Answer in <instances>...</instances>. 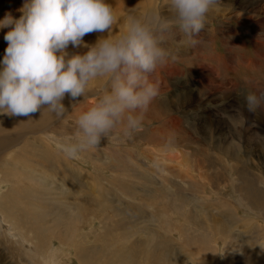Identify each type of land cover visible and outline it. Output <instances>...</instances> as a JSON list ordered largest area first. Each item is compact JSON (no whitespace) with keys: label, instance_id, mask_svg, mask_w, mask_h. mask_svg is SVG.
Returning a JSON list of instances; mask_svg holds the SVG:
<instances>
[{"label":"bare ground","instance_id":"6f19581e","mask_svg":"<svg viewBox=\"0 0 264 264\" xmlns=\"http://www.w3.org/2000/svg\"><path fill=\"white\" fill-rule=\"evenodd\" d=\"M228 1L231 6L230 1L234 0ZM158 2L159 0H152L153 5ZM218 2L220 3L219 0ZM117 3L140 9L147 5L143 0L130 3L118 0ZM114 14L118 16L116 11ZM235 14L234 18L237 16ZM155 15V10H149L148 19H153ZM243 15L244 12H239L237 17ZM115 24L118 25L117 19ZM115 24L111 32L115 30L119 36ZM109 31L99 32L100 37L112 35ZM1 39L4 38L0 37ZM5 43L7 45L6 40ZM67 50L69 55L75 53L68 48ZM1 55L0 50V59ZM161 65V76L176 71L175 65H168L166 60ZM166 81L163 78L161 83ZM85 95L79 99L66 94L62 100L66 112L62 116L51 112L47 106H42L40 111L31 116L0 115V177L7 182V189L4 190L0 178V237H7L15 248V254L25 255L21 264H228L233 261L238 264H259L264 261V225L253 217L248 219L237 215L234 202L222 200L224 198L213 200L204 192L200 197L190 192L187 196L189 204L195 203L198 207L196 214L187 215L178 209L181 198L174 194H182L183 188L176 183V190L169 194L170 198L166 195L165 200L161 201L163 205L158 206L157 199H151L154 201L148 206H158V212L155 213V209L151 213L138 204L137 191L134 189H146L149 194L158 186H151L153 182L148 179L149 168L131 166L126 150L111 149L109 153H101L96 147L89 148L81 152L78 162L66 152L59 151V145L77 142L79 130L76 121L79 114L97 103L94 99L89 101L88 98L93 95L89 89ZM158 106V100L153 98L150 107L157 111ZM145 114L149 117L148 122L155 120L153 115ZM166 121V125L158 122L151 127L155 133L153 138L152 135H147L141 137L142 140L150 143L151 139L156 141L163 135L171 142L172 122L170 118ZM122 127H126V122L118 123L111 132L121 131L122 135L117 139L125 141L128 136L124 135ZM130 135L133 139H141L139 132ZM102 138L106 139L107 136ZM101 154L104 158H112L110 161L114 158L115 164L107 165L108 169L104 170L105 162L101 164L99 158ZM98 170L111 171L112 179L97 172ZM247 173L242 171L239 174L240 187L245 196L236 192L235 197L243 199L246 205L250 203L253 207H261L264 203V190L258 185L256 176ZM259 181L264 184V177ZM190 183L193 184L189 181L188 184ZM160 184L166 186L167 183ZM101 195L108 199H102ZM171 195L174 197L171 198ZM208 202H213L222 222L217 231H209L210 226L212 227L209 207L207 215H201L200 208ZM237 204L241 206L239 202ZM164 208L179 211L180 218L187 224L182 222L183 225H175L170 219L171 214L166 216ZM130 212L141 214L144 220L140 224H132L128 216H125ZM253 214L264 220L259 213ZM194 221V226L201 227H193ZM7 222L8 227L3 229L2 226ZM96 222L97 228L94 227ZM85 226H88L87 231H83ZM20 229L19 236L23 241L29 237L32 240L30 244H22L13 239ZM173 229H177L183 242L176 241V231H171ZM11 230L15 232L12 233ZM91 230L99 231L91 233ZM138 230L147 235H137L130 239ZM92 235L94 237L91 238ZM240 236L249 239L250 245L243 243V250L238 251L239 246L234 244L241 242ZM215 237L223 239L212 240ZM51 239L52 242L57 241L56 246L51 244ZM7 257L6 263L11 264L9 259L14 255L10 253Z\"/></svg>","mask_w":264,"mask_h":264},{"label":"rangeland","instance_id":"374dc122","mask_svg":"<svg viewBox=\"0 0 264 264\" xmlns=\"http://www.w3.org/2000/svg\"><path fill=\"white\" fill-rule=\"evenodd\" d=\"M117 1L108 0L113 10L118 13V25L115 24V28L118 27L119 35L126 29L129 18L132 16L142 20H151L148 19V13L152 9L155 10V17L158 15L162 19L166 17L170 20L172 16L169 0H159L156 5L152 4V0H143L147 4L144 9L124 6ZM132 1L134 0H127L129 3ZM219 1L220 3L218 0H214L213 3L216 2V4H212L206 13L204 27L198 34L194 33V37H189L178 28L158 33L160 45L165 50V57L152 72L147 74L149 82L160 83V85L157 84L159 92L154 97L159 102L158 110L150 107L151 102L146 110H136V114L142 116L140 128L129 132L126 127H122L124 135L128 136L125 141L117 139L121 137V131L110 132L106 139H101L100 145L96 149L101 153H109L111 149H124L126 150L125 154L129 156L128 162H132L131 166L139 165L149 168L148 179L153 182L151 186H158V189L152 190L153 192L149 194L146 189H134L135 192L137 191L138 204L144 206L148 212L153 213L155 209L154 212H158L159 204L163 205L161 201L165 200L166 195L170 198L169 194L174 193L177 184H180L183 188L182 194H174V196L181 198L178 209L187 215L196 214L195 210L198 207L195 203L189 204L188 194L192 192L200 197L204 192V194L208 193V197L213 200L224 198L222 200L234 202L237 215L245 216L248 219L253 217L261 221V225H264V220L253 214L257 212L264 217V203L261 207H253L250 203L246 205L243 199L235 197L236 192L245 196L239 180V174L242 171L256 176L258 185L264 190V184L259 181L264 177V106L255 111H249L245 101V96L249 92L264 93V0L256 2L254 0H234L230 1L232 2L231 6L228 0ZM25 2L26 0H0V19L6 13H11L14 18H18L22 15L21 9ZM239 12H244V15L237 17ZM234 14L237 15L236 20ZM9 27L11 26L0 29V37L4 38ZM111 31L112 29L109 32ZM113 32L110 37L117 36L118 32ZM99 37V32H90L83 37V40L87 44H92ZM193 40L196 43H193ZM0 42L3 58L6 43L4 39H1ZM72 46L70 43L68 49L75 53L87 51L84 45L76 46L75 49ZM164 60L168 65H175L176 71L161 76L160 68H162L161 64ZM163 78L167 80L165 83H161ZM109 88L110 85L106 84V77L94 78L88 86V89L93 93L88 98L89 101L93 99L98 101ZM145 113L153 115L155 120L148 122L149 117ZM168 118L171 119L173 128L171 142L163 135L156 141L151 139L150 143L147 140H142L141 137H147V135H152L153 138L155 133L151 127L157 125L158 122L166 125ZM133 132H139L141 139L137 140L133 139L131 135L129 136ZM57 149L64 152L61 147ZM81 152L74 157V161H79ZM101 155L99 158H101V164L105 162L104 170L108 169L107 165L115 164L114 158L112 162L110 161L112 158L109 156L104 158L103 154ZM97 172L112 179L111 171L101 172L98 170ZM189 181L194 184L193 190V184H188ZM161 182L167 183L166 186L169 187L160 184ZM1 185L4 190L7 189L6 181L2 180ZM174 196L171 195V198ZM101 197L102 199L107 198L103 195ZM111 197L114 198L112 195ZM154 198L157 199L158 206L152 208L148 205L152 204L151 201L154 200L151 199ZM213 206V202H208L200 208L201 215L205 217L207 207H209L212 218V227L210 226L209 231H217L222 224ZM164 212L166 216L171 214L172 218L170 217V219L174 221L175 225H183L182 222L187 224L180 218L179 211H174L176 215L173 209L171 211L170 208H164ZM19 215L22 217L20 212ZM125 216H128L132 224H140L144 220L141 214L135 215L133 212L127 213ZM158 216L160 215L158 214ZM195 223V221L192 223L193 227H201L198 223L199 227L194 226ZM8 224L9 222L2 228L5 229ZM95 224L94 227L97 228V222ZM87 230L88 226H85L83 231ZM98 231L91 230L90 232ZM11 232L15 231L11 230ZM16 233L17 235L13 237L15 241L19 240L22 244L32 242L29 237L24 241L21 239L19 236L21 229ZM137 235L146 236L147 234L138 230L133 237L131 235L130 239ZM174 237H176V241L183 242L177 231ZM222 239L215 237L212 240ZM239 240L241 241L239 244H234L239 246L238 251L243 250L241 244L250 245V240L245 237L240 236ZM50 241L53 246L57 245L56 240L52 242L51 239ZM220 249L219 247L218 250L220 251ZM14 250V246L7 237L1 235L0 264H7V256L10 253L14 255L9 259L11 264H21L25 255L19 256L18 253H14ZM240 254L244 255L243 252ZM263 263L264 261L259 264ZM228 264L238 263L233 261Z\"/></svg>","mask_w":264,"mask_h":264},{"label":"clouds","instance_id":"9594fccd","mask_svg":"<svg viewBox=\"0 0 264 264\" xmlns=\"http://www.w3.org/2000/svg\"><path fill=\"white\" fill-rule=\"evenodd\" d=\"M213 2L169 0L170 20L132 16L119 36H101L87 44V33L108 32L116 22L108 0H26L18 18L6 13L0 19V29L11 26L0 59V115L31 116L47 106L62 116L66 94L84 96L90 81L106 77L109 90L77 118V142L59 146L75 157L99 146L120 122H126L129 132L140 128L142 116L136 110H146L159 90L147 76L165 57L158 33L178 28L194 37ZM70 43L87 51L69 55ZM245 101L255 111L264 106V93L249 92Z\"/></svg>","mask_w":264,"mask_h":264}]
</instances>
